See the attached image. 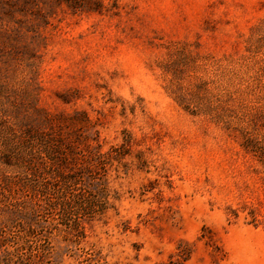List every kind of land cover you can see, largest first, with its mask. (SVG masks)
Returning <instances> with one entry per match:
<instances>
[{"label":"rangeland","instance_id":"obj_1","mask_svg":"<svg viewBox=\"0 0 264 264\" xmlns=\"http://www.w3.org/2000/svg\"><path fill=\"white\" fill-rule=\"evenodd\" d=\"M14 125L124 155L77 246L42 219L10 264H264V0H0V185Z\"/></svg>","mask_w":264,"mask_h":264},{"label":"trees","instance_id":"obj_2","mask_svg":"<svg viewBox=\"0 0 264 264\" xmlns=\"http://www.w3.org/2000/svg\"><path fill=\"white\" fill-rule=\"evenodd\" d=\"M17 126L8 128L15 145L6 152L3 162L14 168V175L3 177L0 188L18 184L5 206L11 209L12 216L0 224V246L4 247L5 236L13 230L18 231L19 239L13 253L6 251L0 264H10L9 257L29 245L30 237L36 244L30 257L47 255L40 245L45 240L34 227L42 219L63 233L65 242L77 246L85 238L84 225L107 210L111 193L107 181L109 164L124 155L119 149L101 153L66 148L63 141L43 130L20 131ZM241 137V147L256 158L264 171V138L247 131Z\"/></svg>","mask_w":264,"mask_h":264}]
</instances>
